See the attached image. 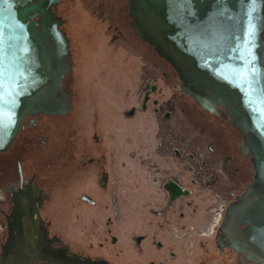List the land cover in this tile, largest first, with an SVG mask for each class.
<instances>
[{
	"label": "flooded vegetation",
	"instance_id": "obj_1",
	"mask_svg": "<svg viewBox=\"0 0 264 264\" xmlns=\"http://www.w3.org/2000/svg\"><path fill=\"white\" fill-rule=\"evenodd\" d=\"M37 1L30 0L28 5ZM63 1L60 0L52 10L61 20L59 28L68 39L71 69L60 87L68 94L71 107L65 114L24 115L12 143L0 150V264H117L112 258L122 256L124 248L129 247V240L135 254H142L147 249L158 252L159 258L149 257L146 264H264V237L258 239V232L264 236V179L254 166L242 134L232 127L224 108L216 106L215 112L211 113L196 104L181 89L173 67L141 40L129 23L131 32L140 39L138 42L173 73L176 95L167 98L170 89L167 88L169 75L166 72L158 73L161 76L158 77V74L144 69L137 77L140 86L134 93L132 104L125 106L121 102L109 109L121 118L118 127L121 136L124 118L126 125L133 126L134 146L130 157L134 173L128 178L122 156H119L122 146L114 144L117 128L99 107L96 93L87 91L77 79L79 75L87 74L84 62L96 64L97 51L100 49L106 56L108 46L88 39L74 41L64 28L63 15L58 12ZM41 18L40 13L33 17L37 21ZM106 73V68L100 71L101 75ZM157 78L158 86L155 87ZM188 100H192L195 106L187 104ZM189 106L194 117L206 127L204 115L220 120L221 114L228 117L226 125L230 133L224 144L211 140L203 146V151L197 152L199 146L189 149L190 142L199 141L198 137L188 138L182 129V119H187ZM85 109L91 111L90 120L81 115L80 111ZM177 114L180 118L175 119ZM113 128L116 131L113 132ZM109 141H113L110 148ZM204 149L213 158L206 156ZM185 151L193 156H203L201 174L209 191L206 199L201 197L202 202L213 205L219 193L227 200L226 209L230 204L235 206L226 219L224 210L213 239L204 241L203 246L194 243L190 255L185 252L188 248L186 240H179L172 234L174 227H188L189 223L196 227L197 217L201 214L198 210L200 200L194 196H199L203 184L191 188L184 172ZM219 175L230 186L222 183L215 188ZM124 180L131 181L135 196L140 200L133 221L143 219V216L139 217L140 213L148 216L143 229L131 231L132 234L127 227L119 229L123 222L120 197ZM224 190H227L225 194ZM101 206L105 210L110 208L111 215L104 218L105 238L100 239L93 249L99 254L74 250L58 233L50 231L51 222L58 219L55 209L59 207L80 220L85 216L81 213L82 208L98 210ZM188 208L195 209L191 220ZM124 232L130 234L127 240ZM257 244L261 248H253Z\"/></svg>",
	"mask_w": 264,
	"mask_h": 264
},
{
	"label": "water",
	"instance_id": "obj_2",
	"mask_svg": "<svg viewBox=\"0 0 264 264\" xmlns=\"http://www.w3.org/2000/svg\"><path fill=\"white\" fill-rule=\"evenodd\" d=\"M59 1L0 0V150L24 115L70 110L60 87L71 69L68 39L52 10ZM127 9L185 94L211 113L224 108L264 179V0H128Z\"/></svg>",
	"mask_w": 264,
	"mask_h": 264
},
{
	"label": "rangeland",
	"instance_id": "obj_3",
	"mask_svg": "<svg viewBox=\"0 0 264 264\" xmlns=\"http://www.w3.org/2000/svg\"><path fill=\"white\" fill-rule=\"evenodd\" d=\"M127 2L128 0H64L58 7V12L63 15L65 19L64 28L74 41H79L80 39L84 42L88 39L92 40L93 43L105 44L108 46L106 56H104V52L101 53L100 49L97 51V60L99 62L97 61L96 64L93 63V66L90 62H84V70L87 74L85 76L79 75L77 79L83 86L85 85L87 87V91L90 90L96 93V96H94L95 98L97 97L99 107L109 116L108 120L113 124L112 126L117 128V131L113 128V132L116 131L118 135L116 140H114V144L116 147L117 143L119 146H122L119 156H122L121 160L124 162V169L129 178L134 173L133 160L130 157V151L134 146L131 136L133 126L132 124L129 126L126 125V119L124 118L122 123L124 133L121 136L118 130L121 124V118L119 115L116 116V113H112L109 109L112 108V105H118V103L121 102L125 106H130L132 104L131 101L132 99L134 101V93L140 86V79L137 77L138 75L141 76L144 69H149L151 74H162L166 72L169 75L167 88L170 89V92L167 90L168 100L172 98L173 95H176V90L174 87L175 82L173 81V73L170 69L156 57V55L148 52L146 47L138 42L140 40H138L139 37L131 32ZM104 68L107 69V73L101 75L100 71L103 72ZM93 72L95 74H93ZM92 74L95 76L94 78ZM93 88H96V90ZM99 89L101 90L100 94H98L100 91ZM83 101L87 102L86 99ZM187 104L192 107L195 106L192 100H188ZM190 106L187 107L189 111L187 119H184V117L182 119V129L184 133H187L186 136L188 138L198 137L199 141L197 143L190 142L189 149L191 150L190 147L199 146L200 149L197 152L203 151V146L208 144L211 140L219 143L222 141V144H224L230 133L226 125L228 117L225 114H221L220 120L208 114L204 115L203 120H205L204 122L207 124L206 127L198 117H194L191 113ZM80 112L85 119L90 120V117H92L89 109ZM182 114L186 116L184 112ZM174 117L175 119L180 118L178 114ZM213 124L217 128H215ZM111 142L113 141L108 142V148L111 147ZM204 150L206 156L213 158L212 155L207 152V149ZM108 153L110 156L111 153L109 149ZM187 177L190 178V175L188 174ZM218 178L217 185L214 186L215 188L222 185V183H227L230 186L225 178L220 175ZM124 182V191L120 197L123 222L119 225V229L121 226L123 229L127 227V229L130 230V234H132L131 231L140 232L143 229L142 225L145 224V220L148 216L145 213H140L141 215H139V217L143 216V219L139 221L140 218H138L137 222L133 221V218L137 216L136 209L140 200L135 196L131 181L124 180ZM127 182H129V184ZM231 186L234 185L232 184ZM191 188H193V186H191ZM226 191L227 190H224L223 194H225ZM203 194L207 193L203 192ZM202 195L199 194V196H194L196 200H200L198 210L201 211V214L203 212L206 213L208 208L212 206V204H208V206L206 203L202 202ZM187 211L191 212V208H188ZM55 212L58 215V219L55 218V220L51 222V232L58 233L64 243H69L74 250L78 249L84 253L90 252L99 254L97 250L93 249L97 247L96 244L100 239L105 238L104 218L105 215H111L110 208L109 210H105L102 206L98 208V210L91 207L82 208L81 213L85 216L80 220L71 217L70 213L65 208L59 207L55 209ZM97 214L99 216H95ZM92 217L94 220L96 219V222H94V220L92 221ZM114 226H116V223ZM128 234L124 232L125 240H127ZM161 241H163V238H161ZM125 246L126 245H124V247ZM132 250L133 245L131 240H129V247L126 246L124 248L122 256L118 259L111 258L117 264H146L149 257L159 258L158 256H160L158 252H152L150 249H147L142 254H135Z\"/></svg>",
	"mask_w": 264,
	"mask_h": 264
},
{
	"label": "built area",
	"instance_id": "obj_4",
	"mask_svg": "<svg viewBox=\"0 0 264 264\" xmlns=\"http://www.w3.org/2000/svg\"><path fill=\"white\" fill-rule=\"evenodd\" d=\"M161 77V76H158ZM159 79L157 78L154 82L155 87L158 86ZM185 160L184 163V172L190 175V178L187 177L189 183L194 187L198 185L199 183L203 184V187L200 190V194L202 195L203 192L208 194L209 191V185H206V180L202 179V166H201V159L203 158L202 154L197 156H193V154L184 152ZM220 173L222 174V171L220 169ZM216 194L215 197H217V201L208 208V210L203 212L202 214H199L197 218H199V221H196V227H192L189 223L188 227H177L172 228L173 235L175 238H178L179 240L185 239L187 242V250H185L186 253L190 255L192 251V246L194 243H198L199 245L203 246V242L208 240L211 241L213 239V236L218 229V226L220 225V222L223 218L224 210L227 206V200ZM221 194V193H220ZM203 199H206V194L202 195ZM195 209H192L191 215H189V220L192 219L194 216ZM183 237V238H182Z\"/></svg>",
	"mask_w": 264,
	"mask_h": 264
}]
</instances>
